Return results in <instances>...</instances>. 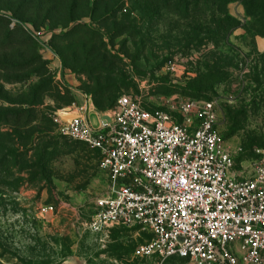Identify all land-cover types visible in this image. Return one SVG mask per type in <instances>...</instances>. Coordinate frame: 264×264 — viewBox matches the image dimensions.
I'll return each instance as SVG.
<instances>
[{"label": "rangeland", "instance_id": "obj_1", "mask_svg": "<svg viewBox=\"0 0 264 264\" xmlns=\"http://www.w3.org/2000/svg\"><path fill=\"white\" fill-rule=\"evenodd\" d=\"M247 6L258 2L0 0V264H156L135 257L150 239L139 229L89 230L110 179L94 151L58 132V113L84 108L95 121L122 97L148 111L213 102L223 143L252 174L264 151V31Z\"/></svg>", "mask_w": 264, "mask_h": 264}, {"label": "built area", "instance_id": "obj_2", "mask_svg": "<svg viewBox=\"0 0 264 264\" xmlns=\"http://www.w3.org/2000/svg\"><path fill=\"white\" fill-rule=\"evenodd\" d=\"M40 35V34H38ZM58 113L64 137L94 151L110 179L89 230L139 229L150 238L135 257L165 264H264V151L251 175L237 168L218 131L213 102L148 111L129 97L91 120ZM41 206L40 216L53 214Z\"/></svg>", "mask_w": 264, "mask_h": 264}, {"label": "trees", "instance_id": "obj_3", "mask_svg": "<svg viewBox=\"0 0 264 264\" xmlns=\"http://www.w3.org/2000/svg\"><path fill=\"white\" fill-rule=\"evenodd\" d=\"M220 1H225V2H228V3H232L235 0H220ZM257 2H258V6H247V12L250 15L252 13V11H256V13L258 15V18H260V21L262 22L261 25H262V29L264 31V0H257ZM262 38H264V36ZM177 260H179V259H177ZM179 261H185V262H187L186 260H179Z\"/></svg>", "mask_w": 264, "mask_h": 264}, {"label": "crops", "instance_id": "obj_4", "mask_svg": "<svg viewBox=\"0 0 264 264\" xmlns=\"http://www.w3.org/2000/svg\"><path fill=\"white\" fill-rule=\"evenodd\" d=\"M257 46L259 47L261 52H264V38H259L257 41ZM64 114H67L64 112ZM93 114L92 110H89V115ZM67 117L71 118V117H75L74 114H69L67 115Z\"/></svg>", "mask_w": 264, "mask_h": 264}]
</instances>
